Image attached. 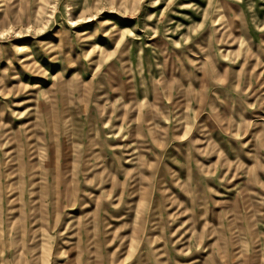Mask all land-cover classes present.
<instances>
[{
  "label": "rangeland",
  "instance_id": "rangeland-1",
  "mask_svg": "<svg viewBox=\"0 0 264 264\" xmlns=\"http://www.w3.org/2000/svg\"><path fill=\"white\" fill-rule=\"evenodd\" d=\"M0 264H264V0H0Z\"/></svg>",
  "mask_w": 264,
  "mask_h": 264
}]
</instances>
